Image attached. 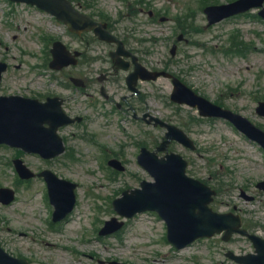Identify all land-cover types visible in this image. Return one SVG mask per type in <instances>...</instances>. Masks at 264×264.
Here are the masks:
<instances>
[{"label":"rangeland","instance_id":"obj_1","mask_svg":"<svg viewBox=\"0 0 264 264\" xmlns=\"http://www.w3.org/2000/svg\"><path fill=\"white\" fill-rule=\"evenodd\" d=\"M232 1L128 0L133 5L129 8L121 0H95L93 4L110 20L112 32L146 67L167 69L197 93L222 102L264 130V118L256 113L258 103L264 101V23L238 16L208 27L204 14L207 6ZM179 35L188 42L178 43ZM55 42L72 50L82 49L86 53L84 62L61 71L50 69ZM175 43L178 49L173 57L170 50ZM235 43L248 48L246 55L234 50ZM111 48L97 43L91 35L80 38L69 33L64 25L36 7L0 0V61L9 65L0 95L43 100L61 96L67 101V112L89 117L79 130L85 139H71L69 129L62 132L71 149L52 162L0 146V187L17 193L13 204H0V247L11 256L24 257L35 264H233L225 257L226 251H254L248 239L236 236L229 243L216 238L178 252L167 242L165 224L152 213L127 221L116 234L98 235L105 221L117 217L113 200L124 190L138 187L142 180H150L135 163L139 144L155 149L164 136L163 130L146 127L128 116L124 123L128 132L140 133L136 144L124 137L117 125L109 127L97 115L103 100L98 94L92 98L98 88L95 78L110 67ZM70 77L87 79L90 87L78 92ZM122 85L118 81L113 85L112 90L119 93L117 98L124 94ZM141 90L142 107L147 104L155 116L170 119L199 147L191 153L174 144L171 151L194 160L196 178L210 180L213 186L219 185L220 178L226 191L220 197L223 211L235 208L255 226L254 232L264 237V190L256 187L264 181V155L225 121L212 122L199 117L194 109L172 104L171 83L167 79L143 83ZM93 100L95 106L90 107L87 102ZM112 106L105 107L109 113L116 111L113 108L111 112ZM111 119L116 121L117 117ZM89 139L106 148L109 156L100 154ZM115 155L127 160L125 173L106 167L104 158L109 160ZM15 158L22 159L34 172L50 169L78 184L77 206L69 218L61 224L52 222L53 207L47 202L44 181H21L12 163Z\"/></svg>","mask_w":264,"mask_h":264},{"label":"water","instance_id":"obj_2","mask_svg":"<svg viewBox=\"0 0 264 264\" xmlns=\"http://www.w3.org/2000/svg\"><path fill=\"white\" fill-rule=\"evenodd\" d=\"M15 2H25L37 5L42 10L55 15L59 20L65 22L71 30L88 31L97 26L89 18L77 14L66 2V0H12ZM264 0H242L236 4L209 8L206 10L210 24L217 23L233 14L244 12L252 7L261 6ZM264 17V12L262 13ZM81 20L82 23H76ZM100 38L106 41L115 40L110 35L100 33ZM61 47V44H57ZM6 67L0 65V75ZM161 74H153L154 79ZM166 75V74H162ZM146 79V78H145ZM177 91L174 99L184 101L191 105L199 104L201 110L208 115L220 114L219 110L209 109V105L196 98L190 91H187L181 84L176 83ZM264 107V105H262ZM209 109V110H208ZM228 114V113H227ZM59 121L60 125L66 123L65 117L59 106L52 102L41 105L34 101L21 98H0V143H8L12 146L22 147L28 152H38L45 158L55 157L63 152L60 140L56 136ZM239 127L250 137L260 141L264 145V135L254 130L244 120H239ZM50 123L51 129L43 128V124ZM169 137L185 142V138L179 132L171 129ZM164 149V146L162 147ZM154 161H158L153 155L144 154L141 162L147 167L148 164L155 166ZM169 162V161H168ZM166 162V163H168ZM172 166L161 164L156 169L157 188L146 187L143 193L137 197L127 196L122 203H129L130 207L141 205L136 210L124 211L118 207L119 213L131 217L137 211L156 207L160 214L169 223V239L178 248H182L198 237L210 236L214 232L210 231V226L205 222H212L204 205H200L201 197L207 195L203 186L186 181L183 176L182 162L179 157H173L169 162ZM23 177L31 175L19 163ZM148 168V167H147ZM51 187L52 201L58 208L57 219L63 218L74 207V187L69 184L58 182L51 174H46ZM147 194L148 199L143 198ZM7 202V201H6ZM200 213L196 215L195 210ZM221 231L220 227L217 228ZM5 260V261H4ZM9 264H25L8 259ZM0 264H8L7 260L0 258Z\"/></svg>","mask_w":264,"mask_h":264},{"label":"flooded vegetation","instance_id":"obj_3","mask_svg":"<svg viewBox=\"0 0 264 264\" xmlns=\"http://www.w3.org/2000/svg\"><path fill=\"white\" fill-rule=\"evenodd\" d=\"M82 8H84L83 6H81ZM108 26L110 25V23H108L107 24ZM83 55H85V54H83ZM111 67H110V69H109V71L107 72V76H108V78L105 80L106 82H110L111 80H114V79H116L115 78V76L117 77V78H121V77H123L124 76V74H126L127 75V73H122L121 71H117V69H116V67H115V65L113 64V62H111ZM131 70H133V66L131 67ZM130 70V71H131ZM88 85V80L86 79V82H85V87ZM102 87V86H101ZM100 90H101V88H100ZM142 95V94H141ZM141 95L139 96V98L138 97H135V96H130L129 98H126L125 100H122V101H124V104L125 105H129V108H130V110L132 111V113H133V119L135 120V122L136 123H140V124H145L144 123V120H142L141 118H139V116H138V114H142V116L143 115H145V113L147 114V115H150L147 111H149V109L147 108V104H146V106H145V110H144V108L143 107H141L140 105H138L137 103L139 102L138 100L140 99V97H141ZM115 97L116 96H118V94H115L114 95ZM106 100H108L109 102H112V100H111V96H108L107 98H106ZM138 101V102H137ZM121 110L123 109V107L122 106H120L119 107ZM130 110L129 109H126L124 112H125V114H128V112H130ZM137 115V116H136Z\"/></svg>","mask_w":264,"mask_h":264}]
</instances>
